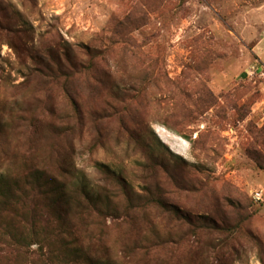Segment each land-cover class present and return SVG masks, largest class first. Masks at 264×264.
Masks as SVG:
<instances>
[{
	"label": "rangeland",
	"instance_id": "obj_1",
	"mask_svg": "<svg viewBox=\"0 0 264 264\" xmlns=\"http://www.w3.org/2000/svg\"><path fill=\"white\" fill-rule=\"evenodd\" d=\"M8 24L24 31L0 32V167L25 157L100 192L118 264H264V0H0ZM81 45L107 52L27 77L50 48L87 65ZM140 243L155 262L124 257Z\"/></svg>",
	"mask_w": 264,
	"mask_h": 264
},
{
	"label": "trees",
	"instance_id": "obj_2",
	"mask_svg": "<svg viewBox=\"0 0 264 264\" xmlns=\"http://www.w3.org/2000/svg\"><path fill=\"white\" fill-rule=\"evenodd\" d=\"M22 31L9 24L0 25V32L9 38L20 35ZM13 47L16 51L21 48L15 44ZM80 47L89 57L87 65L66 46L62 49V58L58 57L59 52L50 48L46 52L51 57L49 62L42 56L31 55L35 64L28 68L27 77L59 82L61 76L69 78L91 69L94 66L92 61L107 52V48ZM65 64L71 71L67 70ZM67 82L64 81L65 87ZM14 116L17 113L12 114V118ZM10 124V132H18L15 121ZM6 161L0 167V240L10 249L0 256V264H118L112 255L113 244L118 243L117 237L114 235L113 243L108 244L107 233L96 219L104 210L115 207L110 202L106 203L105 208L102 207L100 192L83 181L72 183L46 169L33 166L25 157L16 159L12 156ZM155 204L164 212H174L179 218L186 217L187 222L193 225L190 217L177 207L169 208L159 201ZM201 219L203 224H211L207 218ZM165 240L168 241V238ZM163 243L162 239L159 247ZM34 245L38 247L35 251L32 250ZM129 247H133L132 250L125 245L122 247L125 258L131 259L133 252H138L145 263L155 262L152 247L147 244ZM219 247L221 251L224 248L222 244Z\"/></svg>",
	"mask_w": 264,
	"mask_h": 264
},
{
	"label": "built area",
	"instance_id": "obj_3",
	"mask_svg": "<svg viewBox=\"0 0 264 264\" xmlns=\"http://www.w3.org/2000/svg\"><path fill=\"white\" fill-rule=\"evenodd\" d=\"M254 197H255L256 199H261L262 195H261V193L256 192Z\"/></svg>",
	"mask_w": 264,
	"mask_h": 264
}]
</instances>
